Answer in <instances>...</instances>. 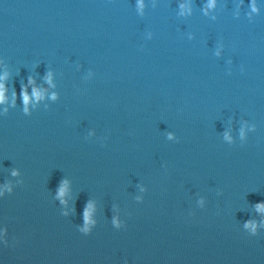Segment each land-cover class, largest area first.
Segmentation results:
<instances>
[{"label":"water","instance_id":"1","mask_svg":"<svg viewBox=\"0 0 264 264\" xmlns=\"http://www.w3.org/2000/svg\"><path fill=\"white\" fill-rule=\"evenodd\" d=\"M0 264H264V0H0Z\"/></svg>","mask_w":264,"mask_h":264}]
</instances>
